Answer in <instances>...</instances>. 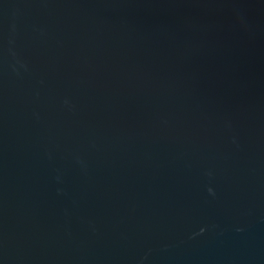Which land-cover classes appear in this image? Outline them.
<instances>
[{
	"label": "water",
	"instance_id": "1",
	"mask_svg": "<svg viewBox=\"0 0 264 264\" xmlns=\"http://www.w3.org/2000/svg\"><path fill=\"white\" fill-rule=\"evenodd\" d=\"M0 264H264V0H0Z\"/></svg>",
	"mask_w": 264,
	"mask_h": 264
}]
</instances>
